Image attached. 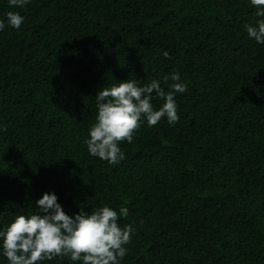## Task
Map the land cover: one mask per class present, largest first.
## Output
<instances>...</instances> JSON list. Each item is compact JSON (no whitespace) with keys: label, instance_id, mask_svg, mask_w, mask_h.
<instances>
[{"label":"trees","instance_id":"1","mask_svg":"<svg viewBox=\"0 0 264 264\" xmlns=\"http://www.w3.org/2000/svg\"><path fill=\"white\" fill-rule=\"evenodd\" d=\"M256 11L250 0H0V229L48 192L70 217L127 207L121 264H264V44L244 27ZM173 71L187 87L178 122L142 120L118 164L92 157L98 91L158 79L167 92Z\"/></svg>","mask_w":264,"mask_h":264},{"label":"clouds","instance_id":"2","mask_svg":"<svg viewBox=\"0 0 264 264\" xmlns=\"http://www.w3.org/2000/svg\"><path fill=\"white\" fill-rule=\"evenodd\" d=\"M30 0H8L10 8H23ZM257 8L255 15L261 17L255 25L245 24L250 38L264 44V0H250ZM7 25L20 29L24 17L17 11L6 14ZM0 21V31L5 28ZM169 58L167 52L164 53ZM166 92L161 81L153 79L141 86L140 81L130 79L112 84L98 91L95 101L97 115L88 130L84 143L92 157L118 164L125 158L120 144L133 143L134 135L146 120L149 127L157 125L163 118L169 125L179 120L175 93H184L187 87L180 82L176 71L164 76ZM153 93L163 101L156 109L152 104ZM37 212L31 215L18 214L0 229L2 254L8 264H38V262L69 257L81 264H121L127 255L126 245L134 233L132 225L121 227L120 217L127 218L129 210L121 206L119 213L105 205L92 209L91 214L83 210L74 217L65 213L55 193L45 192L35 201Z\"/></svg>","mask_w":264,"mask_h":264}]
</instances>
